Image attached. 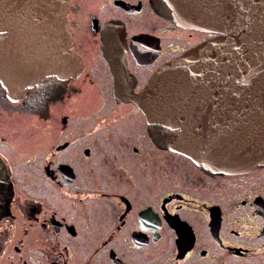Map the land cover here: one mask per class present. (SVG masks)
I'll use <instances>...</instances> for the list:
<instances>
[{"label":"flooded vegetation","instance_id":"obj_1","mask_svg":"<svg viewBox=\"0 0 264 264\" xmlns=\"http://www.w3.org/2000/svg\"><path fill=\"white\" fill-rule=\"evenodd\" d=\"M168 13L163 0H69L71 51L82 72L49 75L15 94L0 80V158L13 185L0 264H264V167L214 175L169 149V132L150 127L136 104L115 98L142 92L159 68L216 36L181 28ZM165 18L170 27L160 25ZM163 32L186 33V46L165 51ZM4 47L18 54L3 55L25 56ZM86 86L142 114L141 135L101 118L77 133L73 118L53 115ZM25 116L48 130L41 164L19 159V134L5 132Z\"/></svg>","mask_w":264,"mask_h":264},{"label":"water","instance_id":"obj_2","mask_svg":"<svg viewBox=\"0 0 264 264\" xmlns=\"http://www.w3.org/2000/svg\"><path fill=\"white\" fill-rule=\"evenodd\" d=\"M166 16L187 30L216 35L159 68L132 101L166 145L214 175L264 167V0H163ZM69 0H0V80L10 94L46 76H78L67 26ZM18 47L23 58L3 54ZM19 45V46H18ZM34 48V49H32ZM13 185L0 158V221Z\"/></svg>","mask_w":264,"mask_h":264},{"label":"rangeland","instance_id":"obj_3","mask_svg":"<svg viewBox=\"0 0 264 264\" xmlns=\"http://www.w3.org/2000/svg\"><path fill=\"white\" fill-rule=\"evenodd\" d=\"M104 11H106L107 16L120 15L119 13L110 11L108 9ZM154 20L157 22V18H154ZM169 21L170 20L165 18V20L160 19L159 23L165 28L170 27ZM163 33V35L166 34V32ZM166 36L167 35L164 36L165 39L163 45L165 51L170 50L168 46L171 48L173 46L179 48H181L180 46H186L184 42L185 39H188V35L186 33L176 35L174 38ZM107 97L106 95L96 93L91 87L86 86V91L83 94L75 95L69 100L62 101V103H56L55 107H52L51 112L56 118H60L64 114L68 115L70 118H73L72 127L74 126L78 129L77 133L84 132L85 129L89 127L87 124L93 123L96 120L98 122L99 118H101L104 124L105 121H119L120 126L117 128L119 130H122V126L128 124L131 126L133 132L137 130V133L141 135L142 130L140 131V127L141 125H145L143 115L139 113H133L129 106H122L121 108H118L115 106L113 101H111L109 98L107 99ZM103 117L107 118L105 119ZM10 119H12V117H10ZM5 120L7 122V116L5 117ZM24 120L25 122H23ZM20 122L21 125L18 127L16 126L15 122H10L9 124L5 123L6 127H10L9 129L5 128V132L9 134H19L20 141L19 146L17 147V154L19 153L17 156H19V159L22 158L23 160L27 161V159L33 155L37 156V163L41 164V159L39 158L41 155L39 152L43 151L47 147L48 130L43 123L41 124L37 120V118L29 116L20 117ZM58 128V126H55L52 130V133H57ZM129 160L130 159L127 158L126 161H123L125 162V165H128L126 162Z\"/></svg>","mask_w":264,"mask_h":264}]
</instances>
